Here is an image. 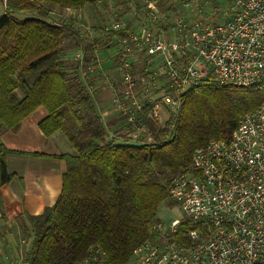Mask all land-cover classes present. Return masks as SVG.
Returning a JSON list of instances; mask_svg holds the SVG:
<instances>
[{"label":"trees","instance_id":"trees-1","mask_svg":"<svg viewBox=\"0 0 264 264\" xmlns=\"http://www.w3.org/2000/svg\"><path fill=\"white\" fill-rule=\"evenodd\" d=\"M96 1L7 0L0 15V133L16 129L41 105L47 110L39 122L42 132L60 130L73 148L48 154L0 143V188L14 176L6 165L9 153L53 156L66 163L54 203L23 217L26 264H74L94 246L111 264H125L137 247L155 240L159 206H174L167 185L190 167L194 150L227 138L241 116L264 100L263 88L208 77L184 91L180 109L163 124L140 115L151 140L136 142L124 132H111L88 88L90 79L79 76L78 60L72 64L63 57L69 39L82 50L90 44L70 21L51 17L55 7L79 9ZM194 227L184 217L178 232L165 240L183 242Z\"/></svg>","mask_w":264,"mask_h":264},{"label":"built area","instance_id":"built-area-1","mask_svg":"<svg viewBox=\"0 0 264 264\" xmlns=\"http://www.w3.org/2000/svg\"><path fill=\"white\" fill-rule=\"evenodd\" d=\"M128 13L125 21L115 10L112 100L132 140L152 139L140 115L163 124L184 91L208 77L264 89V0H143ZM241 117L227 138L196 148L190 167L170 179L181 215L159 218L155 240L125 264H264V100ZM184 217L195 227L183 242L165 240ZM74 264L111 263L94 246Z\"/></svg>","mask_w":264,"mask_h":264},{"label":"crops","instance_id":"crops-1","mask_svg":"<svg viewBox=\"0 0 264 264\" xmlns=\"http://www.w3.org/2000/svg\"><path fill=\"white\" fill-rule=\"evenodd\" d=\"M119 1L127 0H115V10H118V13L122 15V8H116ZM90 5L92 4H86L83 8L72 9V11H79V15L81 16L82 13L83 17H87L88 14L91 16L92 8H89ZM7 8V0H0V15L4 14ZM99 10L101 14L102 9L99 8ZM122 17L124 18L123 15ZM71 23L73 24V22ZM92 29L95 30L96 26ZM91 33L82 36L89 44L98 41V38L94 36L95 34ZM68 51L67 49L65 55H68ZM75 52L77 55L80 54V49ZM64 58L71 60V58ZM106 59L107 56H102L100 59L101 62L105 63V66L109 65ZM100 60L99 64H101ZM99 64H97V67H99ZM103 76H106L105 73H98L91 78L86 77L91 81L88 84V88L90 90L96 89L99 91L100 89H105L114 92L115 79L112 87L103 86L102 83L94 84V80L99 81L104 78ZM108 76L110 78L115 76L113 68ZM98 100L97 107L102 118L110 127L111 132L115 131V114H112V110H110L112 109L111 107L115 108V106L109 103L108 107L102 108L103 104H100L102 101L100 98ZM46 115L47 110L45 107L38 106L22 119L16 129L2 130L0 133V143L10 149L23 152L38 151L48 154L72 153L73 148L60 130H56L48 136L42 132L39 122ZM6 165L8 171L13 173L14 176L0 188V244L2 248L0 264H26L24 262V252L27 250L28 241L21 231L23 217L25 214H40L46 207L54 203L62 187L66 163L63 159L53 156L9 153L6 155Z\"/></svg>","mask_w":264,"mask_h":264},{"label":"rangeland","instance_id":"rangeland-1","mask_svg":"<svg viewBox=\"0 0 264 264\" xmlns=\"http://www.w3.org/2000/svg\"><path fill=\"white\" fill-rule=\"evenodd\" d=\"M127 1H119L116 8H122L121 12L124 16L125 21H130V15L128 13V9L130 8L132 4H136V7H140L143 4V0H129L128 5ZM130 3V4H129ZM83 8V7H82ZM89 8H92V15L87 17H83L79 15V11H72L67 9H59L57 7L53 8V11L51 13V17L56 21L64 20L66 22L70 21L73 22V28L79 32L81 36H86V34H90L93 32L95 37L98 38V41L91 44L90 46H85L86 49L82 50V46L76 47L74 45V42L72 39H69L68 41V55H64L63 57L71 58L69 62L74 64L78 60L77 67L82 74H79V76L86 79V77H93V75L96 76V74L105 73L106 76H103V79H100L99 81L94 80V84L102 83L103 86H105L107 83H104L106 80H111L112 83L116 76L110 78L108 76L109 72L113 68L115 70V64L117 62V58H115V0H98L92 5L89 6ZM99 8L102 9V15L99 13L101 12ZM77 10V9H76ZM95 24V25H92ZM92 26V27H90ZM94 26H96V29H92ZM90 27V28H89ZM92 34V33H91ZM89 43V42H88ZM94 45V46H93ZM80 49V54H76V50ZM82 51V52H81ZM79 53V52H78ZM106 57L109 62L107 66H105L104 62H101V57ZM99 60L101 64H99ZM106 62V63H107ZM97 64H99V67H97ZM114 72V71H112ZM111 72V73H112ZM93 84V85H94ZM93 93V96L97 102H99L98 98L101 99L103 104L101 107H108L107 105L109 103L114 104L113 102V96H115V92H110V90L100 89L99 91L91 90ZM100 101V102H101ZM112 110L111 113L115 114V132H123L124 127H126V124H123L122 118L118 117L117 112L115 111L114 107H111ZM102 110V109H101ZM181 215L180 208L174 204V206H168L165 203H161L158 210V216L164 221H169L172 218L179 217Z\"/></svg>","mask_w":264,"mask_h":264}]
</instances>
